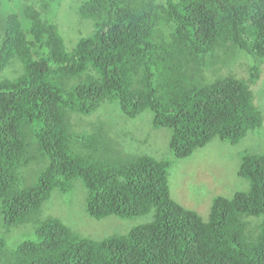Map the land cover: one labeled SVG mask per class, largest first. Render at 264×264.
<instances>
[{
    "label": "trees",
    "instance_id": "16d2710c",
    "mask_svg": "<svg viewBox=\"0 0 264 264\" xmlns=\"http://www.w3.org/2000/svg\"><path fill=\"white\" fill-rule=\"evenodd\" d=\"M62 2L0 0V264H264V0ZM258 131L243 187L206 214L175 200L174 160ZM77 184L90 218L135 224L96 241L44 210Z\"/></svg>",
    "mask_w": 264,
    "mask_h": 264
},
{
    "label": "rangeland",
    "instance_id": "374dc122",
    "mask_svg": "<svg viewBox=\"0 0 264 264\" xmlns=\"http://www.w3.org/2000/svg\"><path fill=\"white\" fill-rule=\"evenodd\" d=\"M69 2L70 0H63L62 4L64 6L62 11H64L60 16V19L64 16L65 12H69ZM39 4H41L39 2ZM62 20H60L61 22ZM64 27L66 24L62 21ZM77 25H73V29L76 32ZM72 29V30H73ZM243 64V68L247 69L248 65H253L254 61L251 60L247 62L244 58L239 60V63ZM261 66V65H260ZM243 77H247V71H244ZM258 83L264 89V65L261 66V78ZM263 96V106H264V90L262 92ZM262 97L255 96V101L257 104L260 103ZM142 123L148 124L150 129L147 131H152L153 135V145L149 148L150 153H154L157 156H162L166 149V154L163 158L169 156L172 160L173 157L169 155L167 133L162 130H154L150 125V114L147 119V115L144 114L141 117ZM147 120V123H146ZM130 130L133 135H136L140 140L147 141L148 145L150 140L146 138V130L139 124L129 125ZM260 131L251 133L243 142L237 146H231L228 143H220L215 140L210 144L206 145L204 149H198L192 155V157L181 160H174V164L171 166L170 172L173 176H170L171 183H180L182 185L174 187L172 189L173 197L176 201L185 205L189 209H194L202 214H206L209 211L211 197L216 194H226L229 187H240L244 186L243 182H239L236 175V158L235 153L240 147H255L260 144L256 137H260L258 134ZM164 139V140H162ZM148 145L140 144V148L137 144L132 145V150L134 153H139L141 150L144 153ZM146 147V148H145ZM235 154V155H234ZM234 156V158H233ZM233 158V159H232ZM70 192L67 195H61L58 192H54L51 199L45 204L44 210L55 209L56 207H61L63 214L59 213L58 218L67 225H69L74 231L80 233L84 237L99 241L103 238L115 235L118 233H125L129 228H131L135 222L131 220H122L117 217L111 216L103 220H95L90 217L85 212V202H86V192L80 188ZM207 186L208 189H204ZM228 194V193H227ZM47 213L55 214L56 211ZM22 234H18L13 242H22L24 240Z\"/></svg>",
    "mask_w": 264,
    "mask_h": 264
},
{
    "label": "clouds",
    "instance_id": "9594fccd",
    "mask_svg": "<svg viewBox=\"0 0 264 264\" xmlns=\"http://www.w3.org/2000/svg\"><path fill=\"white\" fill-rule=\"evenodd\" d=\"M64 8V6H63V4H62V8L61 9H63ZM61 11V10H60ZM59 11V12H60ZM81 118H83L82 116L81 117H78V118H76V119H81ZM76 119H73V120H76ZM83 125L84 124H74V128H77V129H79V128H83ZM75 131V130H74ZM80 132H82V131H84V129L83 130H79ZM162 131H165V130H162ZM166 133H167V131H165ZM185 206V205H184ZM89 217V216H88Z\"/></svg>",
    "mask_w": 264,
    "mask_h": 264
}]
</instances>
